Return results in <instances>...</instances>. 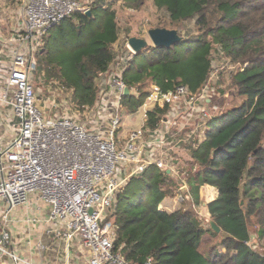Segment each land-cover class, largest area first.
Segmentation results:
<instances>
[{
	"label": "trees",
	"instance_id": "trees-1",
	"mask_svg": "<svg viewBox=\"0 0 264 264\" xmlns=\"http://www.w3.org/2000/svg\"><path fill=\"white\" fill-rule=\"evenodd\" d=\"M101 1L87 6L90 16L76 12L69 18L77 22V34L86 35L83 42L73 44L76 79L52 72L39 59L41 47L35 52L44 80L72 90V102L80 110L95 105V80L116 60L114 6L121 2L123 8L140 10L147 0ZM151 1L166 16L149 29L177 30L181 36L182 25L191 21L197 37L182 38L170 48L148 46L133 55L122 78L138 95L124 96V107L135 113L146 95L142 88L150 84L162 92L184 86L193 97L209 83L212 55L219 49L224 61L235 67L228 73L234 100L206 125L203 140L190 152L191 169L185 175L194 204H202L201 186L217 191L206 204L210 217L200 221L189 204L173 212L160 209L161 202L174 194L175 185L169 175L151 166L116 194L111 209L113 250L129 264L147 260L152 264H264V256L249 245L248 227V220H255L257 235L264 239V0ZM168 109L166 105L149 111L143 130L154 131ZM209 221L220 228L219 234L210 229ZM203 245L209 249L202 250Z\"/></svg>",
	"mask_w": 264,
	"mask_h": 264
},
{
	"label": "built area",
	"instance_id": "built-area-1",
	"mask_svg": "<svg viewBox=\"0 0 264 264\" xmlns=\"http://www.w3.org/2000/svg\"><path fill=\"white\" fill-rule=\"evenodd\" d=\"M87 9L80 0H25L22 8L24 26L14 39V58L6 88L0 92V264H40L22 256L12 245V221L7 216L20 206L35 214L26 215L29 227L43 222L42 214L47 208L45 234L63 241L66 250L76 247L85 252L87 264H129L113 250L114 215L105 222L104 215L106 210L111 211L120 188L151 166L172 179L175 204H189L200 221L204 218L188 191L187 174L178 167L172 150L179 143L191 146L190 132L196 130L191 128L192 124L198 128L206 126L219 111L215 103L205 104L206 94L213 92L208 84L193 97L184 86L168 92L156 85L144 86L146 95L135 112L143 122L155 107L167 105L169 109L151 133L143 130L144 123L123 133L119 113L127 87L122 74L134 55L126 44L128 53L116 64L122 68L114 71L111 65L95 107L83 109L97 108L94 126L65 116L46 117L37 106L30 77L35 68L33 55L41 38L74 13ZM129 91L137 94L135 89ZM180 104L187 108L181 115L173 110ZM175 117L183 121L172 132ZM203 138L202 134L198 143ZM27 245H32L30 240ZM34 246L38 251L45 249L39 239Z\"/></svg>",
	"mask_w": 264,
	"mask_h": 264
},
{
	"label": "rangeland",
	"instance_id": "rangeland-1",
	"mask_svg": "<svg viewBox=\"0 0 264 264\" xmlns=\"http://www.w3.org/2000/svg\"><path fill=\"white\" fill-rule=\"evenodd\" d=\"M87 1V0H80V2ZM90 4L83 3L82 6L88 8L87 6ZM114 10L116 12V24H117V32H118V40L116 43L113 44V50L116 54V60L123 59L126 57L127 53L124 54L123 50H119L117 46L120 44L123 46L127 44V37H138V38H145L147 37V31L150 27L157 24L161 21L166 14L163 11H158L153 6L151 0H147L146 4L140 10H130L123 8L121 2L117 3L114 6ZM71 18V17H70ZM77 22L72 19H65L62 21L58 27L52 28L48 34L41 38V50L43 51L39 54V59L44 61L50 66V70L55 74L64 75L70 81L75 77V69H74V60L72 57V50L74 49L73 44L80 40L83 42L82 39L86 37V35L77 34V30H75L74 24ZM179 33V32H178ZM180 33L183 39L186 40H194L197 37V33L194 30L193 23L191 21L185 22L181 29ZM48 41L47 48L44 47V42ZM117 47V48H116ZM116 48V49H115ZM45 51V52H44ZM36 52V51H35ZM39 52V51H38ZM212 67L213 73L211 75L210 81L208 83V87L210 90L213 89L210 96L206 94L207 98H215L214 103L215 106L219 109L216 113V117L220 116L221 112L226 111L229 108L234 100L233 96V88L230 85L229 80V72H231L235 67L231 66L227 62L224 61L223 54L219 49V52H213L212 55ZM45 57V59H44ZM34 63H36L37 55L34 53L33 55ZM115 60V61H116ZM114 61V62H115ZM119 67V66H118ZM116 67V64L113 67L114 71H120L122 67ZM104 75V74H103ZM102 75V76H103ZM31 84L34 87L35 98L38 101L37 106L42 109L44 112V116L49 118H59L62 116L72 118L77 120L81 123H88L91 124L90 126H94L97 121V108L96 110L84 111L78 109L74 102H72V90L67 89L66 87H62L57 82L45 81L42 75V65L39 66L35 65V68L32 72V76L30 77ZM72 80V81H73ZM59 83H61L59 81ZM107 83L106 77L101 76L95 80V86L97 87V96L100 94L99 92L105 89V85ZM99 86V89H98ZM216 91V92H215ZM215 94V95H214ZM138 94L134 93V96L137 97ZM233 96V97H232ZM97 100V99H96ZM235 102V101H234ZM95 107V106H94ZM205 108H210L209 106H205ZM127 114V115H125ZM132 113L124 107L123 103H121V112L119 113L120 118L123 119L125 116L131 115ZM91 115V116H89ZM140 120V115L134 116ZM134 120V119H133ZM210 122V121H209ZM208 122V123H209ZM207 123V124H208ZM206 124V125H207ZM184 158V156H182ZM189 162L187 158H185V162ZM186 167V166H185ZM184 167V168H185ZM188 191L190 194H193V191L189 187ZM175 192L170 197H166L163 201H170L172 199L175 200ZM185 197V194H184ZM210 197V196H209ZM177 198V196H176ZM186 198V197H185ZM162 201V202H163ZM161 202V203H162ZM174 208H177L179 205L176 203ZM183 203L182 206H184ZM21 210H13L10 214H8V221H11L13 218L14 213L18 214L21 213L22 210L26 216L27 210L25 206H20ZM197 207L200 209L202 208L201 204L199 203ZM34 209V206L31 207ZM29 212V211H28ZM30 214V212H29ZM113 215V211L106 210L104 215V222L108 221L109 218ZM248 227L250 232V242L249 245L258 251L261 255L264 256V239H259L258 237V227L256 225L255 220H248ZM1 231V228H0ZM203 242V240L200 241ZM204 246V245H203ZM202 246V250L209 249L207 246ZM7 261V258H4L3 261Z\"/></svg>",
	"mask_w": 264,
	"mask_h": 264
},
{
	"label": "crops",
	"instance_id": "crops-1",
	"mask_svg": "<svg viewBox=\"0 0 264 264\" xmlns=\"http://www.w3.org/2000/svg\"><path fill=\"white\" fill-rule=\"evenodd\" d=\"M96 1L98 0H87L83 1L82 4H92ZM105 2L106 1L103 0L99 4H105ZM24 3L25 0H0V92H2L6 88V78L9 72V67L14 58V52L16 49V43H14V39L19 36L24 26V16L22 12ZM117 47H119V50H123L124 54L128 53V49L125 44L123 46L120 44ZM121 59H119L118 57V59L112 64L111 69L115 64L121 62ZM106 75L107 74H104L103 76H101V78L106 77ZM99 96L100 94L97 96V99ZM214 100V97L207 98L205 104H213ZM173 110L177 113L179 112V115H181L182 113L186 112L187 108L184 105L180 104V106L175 107ZM136 115H138L139 117L138 113H132L131 115L125 116L123 118V133L132 129L140 128L143 125L144 120L142 119V117L140 116L139 120L137 118H134V116ZM177 117H175L176 119L173 122L174 126L172 128V132L179 129L182 125L183 119H177ZM187 128H189V125H187ZM191 128H196V130L190 132V139H188V142L189 144H191V146H185L184 144L179 143L172 150V155L177 158L178 167H180L181 171L186 174L191 169L189 168L190 165L188 163L190 162L189 159L192 146L198 143L206 126H201L198 128L195 127V124H192ZM187 132L188 131L183 133L184 136L185 134H187ZM182 156H184V158H182ZM185 158H187L189 162H185ZM216 193L217 191L214 188L206 185L201 186L199 189V200L200 202H202L201 210L205 219H208L210 217L207 214L205 204L212 201L215 198ZM174 206H177L175 205L174 199H172L171 201L170 199L168 201H163L160 204V207L167 210L168 212L176 211L180 209V207H182L178 206L177 208H174ZM17 210H21V207H18ZM22 212L18 214L14 213L11 220V225L13 227L12 245L15 251L20 253L22 256L30 258L36 263L40 264H87V254L85 252H80V249H77L76 247L66 250L63 241L52 239L45 234V229L48 226L47 208H44V212L42 214L43 222L39 224H31L30 227L25 223L26 216ZM32 213L33 210L30 212V214L29 212H27L26 215L29 214L30 217H33V215L35 214ZM38 239L41 240L45 246V249L43 251L36 250V247L34 246V241ZM29 240L32 243V245L30 246L27 245V242Z\"/></svg>",
	"mask_w": 264,
	"mask_h": 264
},
{
	"label": "water",
	"instance_id": "water-1",
	"mask_svg": "<svg viewBox=\"0 0 264 264\" xmlns=\"http://www.w3.org/2000/svg\"><path fill=\"white\" fill-rule=\"evenodd\" d=\"M84 14L90 16L89 9H87ZM181 40L182 36L179 35L177 30L153 28L147 31V37L145 38H138L134 36L128 38L127 46L135 55L148 46L170 48L172 45L179 43ZM129 94L130 91L128 88H126L124 95L128 96ZM212 155H214V153H212ZM209 225L211 230L217 234L220 233V228H218L212 221H209Z\"/></svg>",
	"mask_w": 264,
	"mask_h": 264
}]
</instances>
